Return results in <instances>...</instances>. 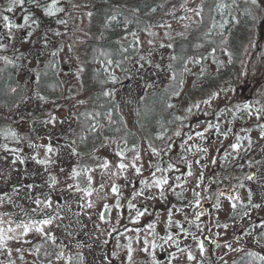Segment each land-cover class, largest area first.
Returning <instances> with one entry per match:
<instances>
[{"label":"rangeland","instance_id":"374dc122","mask_svg":"<svg viewBox=\"0 0 264 264\" xmlns=\"http://www.w3.org/2000/svg\"><path fill=\"white\" fill-rule=\"evenodd\" d=\"M149 1H159L160 13L135 36L117 39L123 54L138 41L135 56L106 71L104 90L86 72L85 53L96 34L84 0H59L61 27L45 13L25 24L23 16L4 11L10 0H0V69L16 62L20 85L17 101L0 110V264H237L244 258L264 264V243L257 241L264 235V0H219L213 36L226 37L229 9L237 3L248 33L236 60L220 52L229 73L211 87L199 83L192 91L201 71L187 63L162 131L144 127L146 107L173 83L176 48L199 24L206 0ZM4 15L18 27L9 28ZM144 15L137 16L141 22ZM205 63L217 75L209 57ZM44 72L48 91L39 87ZM107 104L135 139L128 145L102 138L90 151L74 132L77 114L91 111L107 124ZM95 127L101 135L104 126ZM49 218V225L40 224ZM21 224L32 225L27 235ZM44 243L46 253L39 249Z\"/></svg>","mask_w":264,"mask_h":264},{"label":"trees","instance_id":"16d2710c","mask_svg":"<svg viewBox=\"0 0 264 264\" xmlns=\"http://www.w3.org/2000/svg\"><path fill=\"white\" fill-rule=\"evenodd\" d=\"M38 2L39 7L35 3H29L28 0H25L22 6L19 5V8L16 9L13 8V11L9 13H15V19L21 16L29 17L30 15L39 17L45 13L44 18H46L47 22L54 20L56 26L61 27L62 23L60 21L62 17L60 19L56 16L61 11H57L52 16L47 15V7L53 3V0H38ZM218 5L219 0L205 1L200 10L199 24L190 29L183 44L176 48L178 57L172 70L173 83L166 89L154 93L153 97H151L146 107L144 120V127L147 130L162 131L168 126L173 111V105L170 102L173 97L181 92L188 62L198 65L201 71L198 77L194 76L191 83V90L194 92L198 91L197 85L199 83H203L205 87H211L217 80L224 78L229 73V70H225V65L220 60V52L224 50L232 61L236 60V46L240 40L246 37L249 24L242 6L237 3L229 9L228 33L226 37L217 38L213 36L212 29L217 16ZM84 6L86 7L83 10L89 13L91 29L96 34L94 45L88 46L85 53L86 72L90 83L92 82L99 89L105 90L109 88L106 80V76H108L106 71L110 72L117 62H123L124 57L133 58L137 48V42L133 39L124 46L127 50L123 54L116 48L117 39L138 34L141 26L145 25L147 27L151 21L157 18L161 11V6L159 1L147 2V0H93V2L92 0H84ZM56 8L60 9L59 0H56ZM262 8L264 10V4ZM144 13L146 17L141 22L137 16H143ZM112 18L117 23L110 24L109 20ZM130 48L133 50L128 51ZM207 57L211 59L218 69L217 75H211L209 67L205 63ZM14 63L16 62L0 69V110L6 106L10 107L16 102L20 93V85L17 81V68ZM94 66H97V69ZM43 76L40 80L42 83L47 78V74L44 72ZM51 85L49 82L48 85L43 83L39 87L42 91H48ZM44 86L46 87L44 88ZM107 101L110 100L108 99ZM109 105L111 104H107L106 111L112 110V112L107 124L103 116H96L91 111H81L77 114V124L74 127V132L79 140H82V147L89 148L90 151L94 150L100 144L102 138H122L128 145L132 144L135 139L134 134L125 131L121 127L116 112ZM207 123L206 121L194 125L205 126ZM93 125L104 126L103 133L100 135L96 127L93 130ZM170 184L172 182H168L167 185ZM257 241L263 244L264 235L257 237ZM39 249L41 252L44 251L46 253L50 249L49 244L44 243ZM237 264H260V261L256 258H244Z\"/></svg>","mask_w":264,"mask_h":264},{"label":"snow or ice","instance_id":"6c2138e0","mask_svg":"<svg viewBox=\"0 0 264 264\" xmlns=\"http://www.w3.org/2000/svg\"><path fill=\"white\" fill-rule=\"evenodd\" d=\"M28 2H29V3H35L36 6L39 7V2H38V0H28ZM24 3H25V0H10V6H8L7 8H5L4 11H5V12H12V11H13V8H14L16 5H21V6H22ZM251 3H252L253 5H256V4H257V0H251ZM61 10H62V9H57V8H56V0H53V3H52L50 6L47 7V15L52 16V15H54L57 11H61ZM197 14H199V13H197ZM3 20L6 22V24H7V26H8L9 28L18 27L17 25L12 24V23L9 22V17H8L7 15H4V16H3ZM28 21H29V17H28V16H25V17H24V23H25V24H28ZM61 22H63V21H61ZM137 43H138V41H137ZM161 46L163 47V45H161ZM169 47H171V45H169ZM173 59H175V57H173ZM81 71H82V69H81ZM13 91H14V90H13ZM105 95H109V93L106 92ZM40 99L43 100L44 97H40ZM246 107H247V106H246ZM54 119H55V118H53V120H54ZM94 128H95V125L92 126V129H93V130H94ZM12 135H15V134L12 133ZM177 135H179V133H177ZM82 139H83V138H82ZM233 148L236 149V148H237V145H233ZM47 151H48V152H52V151H53L52 147H51V146H47ZM117 155L121 156V158L124 157V153H123V152L117 153ZM136 159H139V157L137 156ZM38 162H39V163H44V161H38ZM132 166L135 167V165H132ZM103 167L107 168V167H108V164L105 163V164L103 165ZM117 167L120 168V169H124V168L127 167V165H125V164H123V163H120ZM136 172L139 173V172H140V168L137 167V168H136ZM74 175H79V173H74ZM91 179H92L91 176H89V177H88L89 183H91ZM249 179H252V177H249ZM155 183H156L157 185H160V184H166L167 181H166V180H156ZM241 186H242V185H241ZM116 191H117L116 187L113 186V192H116ZM87 194H88V195H91V192H88ZM236 199H238V197H237ZM249 199H250V194H249ZM36 203H37V205H39V204L41 203V201L37 200ZM47 206H48V207H51V204L48 203ZM232 207L235 208L236 205L233 204ZM257 207H258V206H257ZM51 222H52L51 218H49V219H43V220L40 221V224H43V225H49ZM17 227H19V228H23L24 231H23L22 234H23V235H27V233H28L29 229L32 227V225H31V224H21V225H17ZM35 230H36L37 232L41 233L42 235H47V234H45V233L43 232V228L37 227ZM8 231H9V232H12V231H14V230H13V229H8ZM9 238H11V237H9ZM48 239L52 240V242L55 243V238H54V237L49 236ZM169 239H171V237H169ZM4 240H5V235H4V233H3V230H0V243H3ZM37 251H39V250H37ZM201 251H203V246H202V245H201ZM62 256H63V253H59V254H57V259H60ZM189 259H193V257H192L191 255H189ZM261 259H264V257H261Z\"/></svg>","mask_w":264,"mask_h":264},{"label":"water","instance_id":"95a60500","mask_svg":"<svg viewBox=\"0 0 264 264\" xmlns=\"http://www.w3.org/2000/svg\"><path fill=\"white\" fill-rule=\"evenodd\" d=\"M208 210V205H204L202 208H201V211H204L206 212ZM202 214L201 212H198L196 217L193 218V222H197L200 218H201Z\"/></svg>","mask_w":264,"mask_h":264}]
</instances>
